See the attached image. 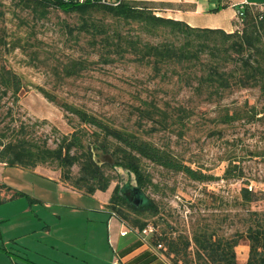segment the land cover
Instances as JSON below:
<instances>
[{
    "label": "rangeland",
    "instance_id": "1",
    "mask_svg": "<svg viewBox=\"0 0 264 264\" xmlns=\"http://www.w3.org/2000/svg\"><path fill=\"white\" fill-rule=\"evenodd\" d=\"M137 2L150 7V2ZM194 2H198L197 8L205 16L215 8L213 0ZM245 2L264 4V0ZM16 4V0H0V70L10 69L22 79L18 96L9 92L0 98V142L19 137L55 148L62 137L83 129L85 144L92 143L95 139L92 132L96 129L83 125L60 106L72 105L113 127L135 132L168 149L192 169L216 177L198 183L144 161V169L154 185L145 189V196L155 202L158 214L142 219L156 227L159 234L191 237L192 230L203 225L217 228L226 237L240 230L245 215L241 189L264 192V98L259 92L238 90L221 100L209 101L205 95H197L185 80L179 82L171 69L163 68L158 75L151 66L127 60L93 64L81 76L65 78L62 67L70 60L83 58L94 63L98 60L89 47L90 37L76 34L74 28L80 18L51 9L46 18L39 20ZM104 21L112 25L111 20ZM69 29L74 30L73 34ZM120 29L128 31L127 27ZM144 38L157 42L156 38ZM38 87L54 95L57 102L48 100ZM145 101L154 102L167 113L166 126L156 122L158 116L151 120L142 112L152 109ZM245 103L248 104L245 110L254 106L260 113L256 119L232 125L212 121L222 108L237 109ZM94 158L111 180L108 190L96 198L67 190L51 180L48 175L71 185L62 179L55 164L38 165L36 171H31L3 166L0 162V182L37 199V202L27 197L6 200L10 194L2 192L1 198L6 201L0 204V220L8 219L1 225H5V238L11 240L10 248L14 244L34 248L40 242L65 248L70 255L84 258L90 264H104L115 258L116 228L105 209L114 188L118 185L120 193L135 205L146 202L132 174L113 169L110 156L96 148ZM230 162L236 165L241 178H222ZM78 172L76 165L72 177L76 178ZM250 209L264 210V200L251 204ZM45 225L51 228L50 236L42 232ZM126 232L129 235L121 238L119 246L132 238L131 232ZM242 245L245 244L239 247ZM30 256L38 259L32 253Z\"/></svg>",
    "mask_w": 264,
    "mask_h": 264
},
{
    "label": "trees",
    "instance_id": "2",
    "mask_svg": "<svg viewBox=\"0 0 264 264\" xmlns=\"http://www.w3.org/2000/svg\"><path fill=\"white\" fill-rule=\"evenodd\" d=\"M16 6L29 11L36 19H44L51 9L67 14H76L79 25L74 28L77 36L87 35L89 47L98 56L96 63L88 59H72L62 67L65 78L79 77L93 64H113L130 61L139 65L151 66L158 75L162 69H171L179 82L191 86L195 93L206 96L207 100H221L225 95L238 90H257L264 98V8L245 4L239 29L228 33L221 29L193 28L183 21L157 16L152 7L141 6L137 1H125L119 6L99 4L63 3L60 0H16ZM217 11V9H214ZM96 18H102L98 20ZM112 21V25L105 23ZM120 27H127L124 32ZM73 29L69 33L73 34ZM144 37L156 38L153 43ZM22 89L19 75L3 67L0 70V98L7 93L18 96ZM50 101L57 102L54 95L38 87ZM152 109H144L151 120L166 126L167 113L154 102ZM67 112L75 115L83 125L96 129L92 132L94 141L85 144V131H74L62 137L55 148L41 146L26 138L15 137L0 142V162L6 166L35 169L38 165L55 164L62 173V179L69 181L67 187L84 194L106 192L110 178L105 175L103 165L94 158L96 148L109 155L113 169L119 168L133 175L139 192L145 198L142 205L129 202L119 191L117 185L110 196L107 209L127 222L138 233L148 224L142 219L158 214L155 202L145 196V189L154 186L151 176L144 169V161L167 172L181 174L191 181L207 183L216 179L201 170L184 164L171 151L157 146L139 134L113 127L88 114L86 111L61 103ZM229 110L222 108L212 120L219 125H232L236 122L256 119L255 107ZM151 114V116L149 115ZM264 119V118H262ZM262 119H258L261 121ZM79 166L78 176L72 177V168ZM237 167L229 163L223 179L241 178ZM3 191L9 192L10 199L27 197L23 192L12 190L0 183V204ZM241 205L245 215L241 219V229L231 235L219 234L217 228L200 226L192 230L191 237L178 235L169 237L158 233L156 227L150 239L160 245L164 255L173 264H241L236 248L241 244L248 246V258L244 264H264V210H251L253 203L264 200V192H252L242 188ZM156 239V240H155ZM180 262V263H179Z\"/></svg>",
    "mask_w": 264,
    "mask_h": 264
},
{
    "label": "crops",
    "instance_id": "3",
    "mask_svg": "<svg viewBox=\"0 0 264 264\" xmlns=\"http://www.w3.org/2000/svg\"><path fill=\"white\" fill-rule=\"evenodd\" d=\"M141 1L150 2V7H152L154 13L157 16L183 21L193 28L221 29L225 32L231 33L235 30L236 27V11L238 10L240 4L247 0H213L215 2V8L210 9L209 12L211 13H209L207 16H205V12H202L200 11V9L197 8L198 2H194L196 0ZM246 4L249 3L246 2ZM254 5L264 8V4ZM214 9H217V11H214ZM3 166L5 165L3 164ZM26 170L36 171L37 168ZM48 177L51 180H54L57 183L61 184L63 187H65V189L70 191H76L72 188L67 187L65 183H63L56 177L50 175H48ZM7 186L11 187L10 185ZM100 193L103 192H96L93 195H86L91 196L92 198H96L98 197L97 195H99ZM10 197L11 195H9L7 198H9V200H12L10 199ZM17 198L18 197H16V199ZM107 205L108 202L105 205V209L110 216L109 221H111L116 228V231L113 234V238L115 239V244L118 247L116 256L118 257L119 264H173L171 260L164 255V252L161 250V248H158V246L152 243L150 239L151 235L147 237L146 242H143L140 238L138 231L132 228L127 222L122 220L120 217H118L114 213H111L107 209ZM37 220L41 221V218L37 217ZM4 221H8V219L6 218L0 220V264H90L84 258L79 259L77 257H74L68 253L69 251L67 249L55 246V244H46L39 242V245L34 248L29 246L21 247L18 244H14V246L10 248L9 242L11 240L5 238V225H1ZM42 229V232L46 236H50V226L45 225V227H43ZM126 230H129L131 232L132 238L127 243L123 245L121 244L122 246H119L121 238H125L129 235V233L127 234ZM124 232H126V234L122 235V233ZM248 250L249 249L246 244L240 247L238 246L236 253L238 261L241 264H244L246 262L248 258ZM239 252L241 256H239ZM30 253H32L38 259L36 260L32 258L30 256ZM113 261L114 259L110 262H103L104 264H113ZM96 264H102V262H97Z\"/></svg>",
    "mask_w": 264,
    "mask_h": 264
},
{
    "label": "built area",
    "instance_id": "4",
    "mask_svg": "<svg viewBox=\"0 0 264 264\" xmlns=\"http://www.w3.org/2000/svg\"><path fill=\"white\" fill-rule=\"evenodd\" d=\"M63 3H74V4H84V3H90V4H99V5H106V6H119L123 2L127 0H60ZM246 2H243L240 4L238 10L236 11V27L235 29H239V26L241 24V15L242 11L244 9V5ZM251 190V188H249ZM155 231L154 227L152 225L146 226L142 231H140L139 235L143 242H146V239L149 235H151ZM126 232L122 233V235H125ZM158 248H161L160 245H158ZM113 264H119L118 257L116 256L114 258Z\"/></svg>",
    "mask_w": 264,
    "mask_h": 264
}]
</instances>
